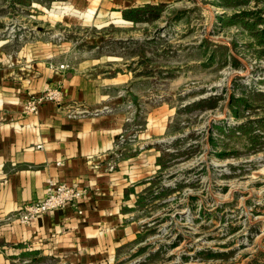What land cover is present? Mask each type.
I'll return each mask as SVG.
<instances>
[{
  "label": "rangeland",
  "instance_id": "obj_1",
  "mask_svg": "<svg viewBox=\"0 0 264 264\" xmlns=\"http://www.w3.org/2000/svg\"><path fill=\"white\" fill-rule=\"evenodd\" d=\"M35 14L52 70L134 81L137 233L104 264H264V0H0V29L31 39ZM1 232L0 264H64Z\"/></svg>",
  "mask_w": 264,
  "mask_h": 264
},
{
  "label": "crops",
  "instance_id": "obj_2",
  "mask_svg": "<svg viewBox=\"0 0 264 264\" xmlns=\"http://www.w3.org/2000/svg\"><path fill=\"white\" fill-rule=\"evenodd\" d=\"M36 14L31 39L0 29L1 235L64 264H104L137 233L131 208L140 164L134 145L120 140L130 130L127 106L134 103V81L132 74L104 66L105 60L119 59L96 55L76 57L74 71L52 70L61 60L58 41L44 42ZM49 87L62 90L64 106L80 105L90 114L72 119L51 102L38 114H24L30 96ZM50 180L86 189V195L77 208L66 206L27 225L15 221L22 206L44 198Z\"/></svg>",
  "mask_w": 264,
  "mask_h": 264
},
{
  "label": "built area",
  "instance_id": "obj_3",
  "mask_svg": "<svg viewBox=\"0 0 264 264\" xmlns=\"http://www.w3.org/2000/svg\"><path fill=\"white\" fill-rule=\"evenodd\" d=\"M69 68V66L60 65V69ZM47 102L58 105L67 111L69 118L78 119L90 114V111L80 105H65L64 94L59 88H47L46 91L31 95L24 105V114H38L40 107ZM107 112L106 110L94 111L96 114ZM86 189L70 186L66 183H58L50 180L43 199L25 204L14 216V220L21 225L30 224L40 216L47 215L66 206L78 207L79 202L86 195Z\"/></svg>",
  "mask_w": 264,
  "mask_h": 264
},
{
  "label": "trees",
  "instance_id": "obj_4",
  "mask_svg": "<svg viewBox=\"0 0 264 264\" xmlns=\"http://www.w3.org/2000/svg\"><path fill=\"white\" fill-rule=\"evenodd\" d=\"M134 11H137V10H134V9H133V10H131V12H132V13H134Z\"/></svg>",
  "mask_w": 264,
  "mask_h": 264
}]
</instances>
